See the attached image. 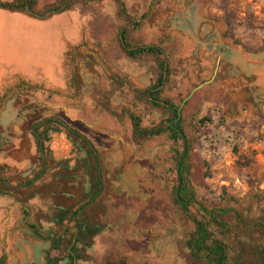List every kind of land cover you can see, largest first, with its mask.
Here are the masks:
<instances>
[{
  "label": "rangeland",
  "instance_id": "1",
  "mask_svg": "<svg viewBox=\"0 0 264 264\" xmlns=\"http://www.w3.org/2000/svg\"><path fill=\"white\" fill-rule=\"evenodd\" d=\"M72 1L80 6L77 10L43 23L0 9V177L12 189L0 187V194L16 198L32 192L24 217L39 223L45 233L51 227L42 218L57 213L54 204L68 206L73 196L81 199L82 192L90 193L89 166L83 164L85 151L57 126L46 143L48 172L36 178L42 164L30 125L62 119L90 138L101 157L104 191L85 212L88 216L81 213V219L86 216L98 230L111 229L106 216L122 212L123 219L138 227L145 238L140 262L136 256L125 255L128 245L135 249L141 247L138 243L122 242L115 259L127 258L132 264H202L192 259L185 246L194 225L175 203L173 192L180 178L175 151L185 152L181 162L185 164L184 181L196 197L188 202L190 214L202 219L200 206L226 210L225 220L231 226L235 213L248 222L260 218L264 212V100L257 90L251 93L242 87L232 93L238 104L224 106L231 86L224 88L228 78L219 73L222 66L215 61L217 51L211 49L213 63L201 65L205 50L190 46L179 28L200 5L199 23L210 27L211 42L224 40L258 54L264 51V0H154L145 18L132 16V21L140 24L137 29L119 16L116 0L108 4H102L105 0ZM53 2L39 0L41 5ZM123 26L130 45H156L165 56L129 58L119 44L118 31ZM211 26L218 28L215 34ZM201 34L208 36L207 32ZM78 36L82 41L77 46L63 48L65 39L77 40ZM162 60L168 63L169 75L159 100L179 108L192 94L181 110L185 138L177 146L169 134L142 142L131 138L130 113L139 116L145 128L175 118L170 110L153 106L145 93L156 83ZM26 76L39 80L30 81ZM57 78L63 81L62 87H51L48 83ZM114 147L124 155L115 164ZM61 156L64 159H58ZM27 181H33V186L25 187ZM57 189L60 195L52 196ZM9 200L0 196V206ZM5 218L9 219V214L0 210V221ZM210 230L220 238L215 225ZM225 241L233 260L242 249L247 254L264 249L258 233L229 236Z\"/></svg>",
  "mask_w": 264,
  "mask_h": 264
},
{
  "label": "trees",
  "instance_id": "2",
  "mask_svg": "<svg viewBox=\"0 0 264 264\" xmlns=\"http://www.w3.org/2000/svg\"><path fill=\"white\" fill-rule=\"evenodd\" d=\"M119 5V16L126 20L127 23H132L134 28L140 27V24L135 23L131 15H129L127 7L122 0H116ZM154 0H152L153 2ZM39 0H11L4 2L0 0V9L14 13H22L30 18L46 21L55 15L62 14L72 9L74 3L72 0H58L56 3L46 6L45 8L38 9ZM142 18H145L143 15ZM130 21V22H129ZM132 21V22H131ZM128 30L123 26L118 31L119 44L122 51L132 59H138L146 55H153L157 57L165 56L162 48L156 45L150 46H137L133 47L128 42ZM160 68V75L156 83L145 93L147 98L152 101L153 106L170 110L174 114V120H166L159 123V125L151 128H145L142 126V120L139 116L132 113L129 114V119L132 125V139L134 142L147 141L152 138L160 137L164 134H169L174 146H177L179 141L185 138V133L182 129V120L176 122L178 115V107L168 100H159V95L162 93V89L168 81L169 66L166 60H162L158 63ZM108 111L114 117L116 112L106 107ZM64 129L68 136L71 137L77 144L82 146L88 154V158L91 162V187L92 190L87 194V198L91 200V203L98 200L104 191V177L101 170V157L99 151L95 145L87 138V136L80 133L78 130L72 128L66 121L58 118H49L41 121L34 122L30 125V134L35 140V146L37 150V157L42 164V170L36 178L44 175L47 170V157L48 148L46 143L50 140L49 132L55 127ZM189 147V144H188ZM175 160L178 163L184 156V153L175 151ZM179 164V163H178ZM184 166L182 163L178 171L179 176L182 179V183L178 181V185L175 188L173 195H175V203L182 209L186 218L194 225V232L189 235L188 240L185 242V246L190 250V254L193 260L202 264H264V249L257 248L248 254L245 253V249L241 250L240 255H237L235 259H231L230 245L225 241L229 236L234 235H253L258 233L264 240V212L262 216L254 221H246L240 214L235 213V224L230 225L225 220L228 215L226 210H209L204 206H200V214L203 215L202 219H199L196 215L190 214L188 202L196 201L195 193L189 192L184 181ZM3 168H0L2 171ZM5 180L0 177V187L5 190H12L9 186H6ZM5 185V186H4ZM33 181H27L25 187H32ZM179 189V195L177 196V190ZM24 202L31 200L34 195L29 192L25 195H20ZM90 203V204H91ZM87 204L85 207L89 206ZM81 208L79 211L73 213L78 215L80 211L85 209ZM71 210V209H69ZM69 212L65 211L62 215H68ZM59 215V214H58ZM215 225L219 229L220 238H216L210 230V226ZM58 244L55 246L57 249ZM61 259L48 256L46 264H58ZM0 264H5L4 260H0ZM121 264H125L122 262Z\"/></svg>",
  "mask_w": 264,
  "mask_h": 264
},
{
  "label": "crops",
  "instance_id": "3",
  "mask_svg": "<svg viewBox=\"0 0 264 264\" xmlns=\"http://www.w3.org/2000/svg\"><path fill=\"white\" fill-rule=\"evenodd\" d=\"M58 0H54L53 3L48 5H41L38 2V9L41 10L45 8L46 6L52 5L56 3ZM128 10L129 15L131 16H143L147 13L150 3L152 0H122ZM200 1V0H199ZM110 0H105L102 2L108 4ZM105 5V4H104ZM197 5H199L197 3ZM200 6V5H199ZM197 11L194 13V16L192 15V12L189 13V16H187L184 20V26H180L179 30L183 32V36L185 37V41H188L191 44H195V46L199 47L200 49L205 50V52H202V56L204 59L201 62V65H206L207 67L213 63L214 59L210 58L212 55V50L217 51V60L216 62H221V68L219 70V73L223 72L222 74L227 75V80L225 81L224 88H228L227 86H231V88H228V102H226V105L230 103V105L233 106V104H238L236 99H233V91L239 92V89L244 87L249 92L254 93L253 89L260 95V97L264 100V64L260 63V65L256 66H250L247 64L244 56L242 55L241 51L239 49L233 48L229 49L227 46H231L233 44H228L227 41H222L221 43H215L211 42L210 37L211 35H208V32H210L209 26H202V23H199L200 19V13ZM80 6H74L71 10L67 11L66 13H71L72 11H75ZM104 7V6H103ZM106 7V6H105ZM104 9V8H103ZM101 11L103 13L104 11ZM133 9V10H132ZM6 11V10H4ZM9 13H13L15 15H24L27 18H29L27 15L22 13H14L7 11ZM63 14H59L57 16H61ZM65 15V14H64ZM31 20H35L32 18H29ZM37 23H43L44 21H38L35 20ZM198 24V26H194L195 24ZM218 28L212 27V34H215ZM222 33V30H219ZM206 34H201V33ZM219 32V33H220ZM224 32V30H223ZM176 32H173L172 35L176 36ZM202 40V41H200ZM82 41V38L80 36L77 37V40L74 38L71 39H65L63 42V48L67 45H73L77 46ZM64 52V50L62 51ZM264 52V51H263ZM65 58L66 54L63 53L62 57V71L65 64ZM225 76V75H224ZM26 78L30 81H36L39 79H33L29 76H26ZM42 81L46 80L44 77H41ZM40 79V80H41ZM58 81L56 82H50L48 83L51 87L54 88H61L63 85V81L61 79L57 78ZM218 93L219 91H215ZM226 92V91H224ZM220 93V92H219ZM218 93V94H219ZM226 94V93H225ZM232 103V104H231ZM233 109V108H232ZM132 130V125H131ZM120 140L122 141V137L118 136ZM132 138V136H131ZM114 141V140H113ZM60 142L64 143V140H61ZM123 142V141H122ZM62 143L60 145H62ZM59 148V146H58ZM114 149L113 157H112V163H116L117 159H120L122 161L124 155L123 153L119 152L118 150ZM59 155V153H58ZM57 159V157H55ZM58 159L62 160L64 159L63 156L58 157ZM121 165V163H120ZM1 191V190H0ZM3 194V193H2ZM0 194V196H5L10 198L8 202L2 204L0 206L1 211H7L9 214V219L5 218L0 221V259L3 258L5 264H45L44 259V253L47 251L50 246L51 242L49 241V237L53 238L56 234V228H54L50 223H45L43 218L42 222H44L46 225H49L51 228L47 230L45 233L41 232V227L39 223H33L28 221V215L27 217H24V213H28V205L29 201L24 202L20 196H16V198L8 195V194ZM15 196V195H13ZM9 203V204H8ZM63 205H53L54 212L57 210V214H60L63 211ZM79 206H76L74 208V211L77 210ZM91 212V211H90ZM116 216L114 214H110L106 216L105 223H108V226H110L111 229H102L99 231L94 237H92L91 242L88 241V238L85 235H79V241L84 243L85 247V258L83 255H75L76 251L75 249L72 250L73 241L70 244L71 237L68 238L66 241V246L69 245V249H65L62 252V256H60L61 261L59 264H67L69 261L70 264H121L124 262L125 264H132L128 261V259L123 258L118 260L115 259L117 257V249H119L122 246V242L125 244L132 243L133 245L137 244L141 247L132 249V247L127 246L128 249H126V256H136L137 261L140 262L139 258L144 259V252H143V246L145 238L141 236V232L139 231L138 227L136 226H130V223L127 221V219H123L125 215L122 214V212H116ZM55 215V214H54ZM85 215L88 216L86 213ZM48 218H52V215H48ZM86 216L79 218L80 222H87ZM24 219V220H23ZM125 220V221H124ZM92 220H90V223ZM41 222V220H40ZM88 223V222H87ZM67 223H64L66 225ZM74 223H71L72 226ZM38 225V226H36ZM34 229H33V228ZM66 227V226H64ZM54 229V230H52ZM60 232V231H59ZM72 232H74L73 240H75L76 236L78 235L77 228H75ZM56 234V235H55ZM86 240V241H85ZM142 248V249H141ZM83 253V251H82ZM76 260H78L76 262Z\"/></svg>",
  "mask_w": 264,
  "mask_h": 264
},
{
  "label": "flooded vegetation",
  "instance_id": "4",
  "mask_svg": "<svg viewBox=\"0 0 264 264\" xmlns=\"http://www.w3.org/2000/svg\"><path fill=\"white\" fill-rule=\"evenodd\" d=\"M39 121H41V120H39ZM88 139L97 148L96 144L90 138H88ZM34 144H35V140H34ZM35 148H36V146H35ZM83 150L85 151V149H83ZM85 154H86V159L83 160V164L86 167L89 166L87 168L86 173L88 174V177H89V179L91 181V177H90V173H91V162H90V160L88 158V154L86 153V151H85ZM183 157H185V156H183ZM179 169H178V171H179ZM46 172H48V169L46 170ZM180 180H181V183H182L181 177L179 178V181ZM104 187H105V184H104ZM83 191H84V188H83ZM60 193H61L60 190L57 189L54 192H52V196H56L57 197V196L60 195ZM63 195L64 196H68L67 194H63ZM86 195H85L84 192H82L81 193V196H83V198H81V199H75V197L73 196V199H72V203L71 204H68V206L67 205H65V206L63 205L64 207H63V211L61 213L67 211V212H69L68 215L65 216V215H62L60 213L59 215L58 214L57 215L55 214L51 219L48 218L47 216L43 219L45 223L46 222L47 223H50L54 228H56V234H57V235L55 234L56 236L53 237V238L49 237V241L51 242V246L44 253L45 264H46V259L48 258V256L56 257V258L61 259L60 256H62L61 254H62L63 250L69 249V245L72 243V241H73V246H72L73 248H72V250L75 249V251H76L75 255L76 256L77 255H82V251L83 252L85 251L84 250L85 245H84L83 241L82 242L79 241V235H85L88 238V241L91 242L92 237H94L99 231L102 230V229L101 230L96 229V226L97 225L95 223L92 224V223H87V222H80V220H79V218L81 217V213L84 212V214H86L85 212H87L88 210H90L91 206L97 201L96 200V201H94V202L91 203V200L88 199ZM87 204H90V205L87 206V207H85ZM76 206H79V208L74 211V208ZM83 207H85V209H83L82 211H80V213L78 215H73V213L79 211ZM69 209H71V210H69ZM64 223H67V224L64 225ZM71 223H74V224L71 226L70 225ZM36 226H38V225H36ZM64 226H66V227H64ZM75 228H77L78 235L76 236L75 240H73L72 238H73L74 235H72V234H74V232H72V231ZM52 230H54V229H52ZM70 237H71V240H70L71 242H70L69 245L66 246V242H67L66 240L68 238H70ZM57 242H59V245H58L57 249H54V248H56L55 246L58 244ZM0 260H3V258L0 259ZM60 261L58 262V264L60 263ZM77 261L78 260H76V262Z\"/></svg>",
  "mask_w": 264,
  "mask_h": 264
},
{
  "label": "water",
  "instance_id": "5",
  "mask_svg": "<svg viewBox=\"0 0 264 264\" xmlns=\"http://www.w3.org/2000/svg\"><path fill=\"white\" fill-rule=\"evenodd\" d=\"M227 47L229 49H233V48L239 49L241 51L242 55L244 56L245 60L247 59L246 60L247 64H249L250 66L260 65V63L264 64V52H261V53H258V54L250 53L245 48H243L242 46L236 45V44H233V45L227 46ZM199 88L200 87H198L197 89H199ZM191 96H192V94H190V96H188L183 101L182 105L179 107L176 122L179 121L180 116H181V110H182L184 104L190 99ZM55 146H56V144H55ZM185 151H186V146H185ZM184 156H185V152H184ZM183 159H184V157L181 159V161H180V163L178 165V169L180 168V164L183 161ZM180 183H181V180H180ZM179 188L177 190V196L179 195Z\"/></svg>",
  "mask_w": 264,
  "mask_h": 264
}]
</instances>
